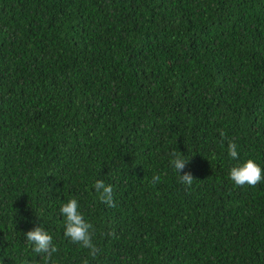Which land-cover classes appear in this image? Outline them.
<instances>
[{"label": "trees", "instance_id": "1", "mask_svg": "<svg viewBox=\"0 0 264 264\" xmlns=\"http://www.w3.org/2000/svg\"><path fill=\"white\" fill-rule=\"evenodd\" d=\"M229 141L264 170V0H0V264H45L36 226L55 264H264V179L230 180Z\"/></svg>", "mask_w": 264, "mask_h": 264}, {"label": "clouds", "instance_id": "2", "mask_svg": "<svg viewBox=\"0 0 264 264\" xmlns=\"http://www.w3.org/2000/svg\"><path fill=\"white\" fill-rule=\"evenodd\" d=\"M223 136L224 134L221 133ZM227 154L233 160L238 161L228 171V176L231 181L238 187L248 185L255 187L264 179V170L255 163L252 159H247L239 162L237 145L234 141H229L227 145ZM169 164L175 169L178 174L179 182L191 186L194 177L190 172H185L187 158H184L181 152L173 150L169 154ZM182 173V174H181ZM161 177L157 174L152 178V183H158ZM95 191L99 194V200L107 207H116L113 198V187L110 184H105L104 180L97 179L94 184ZM79 204L75 198H69L67 202H62L59 207L60 214L64 217L63 235L72 243L79 244L83 248L90 250V254L95 256L99 251L93 243L94 227L93 224L86 221L83 214L78 210ZM109 236H114V232L108 233ZM24 237L29 245L32 246V251L38 255H42L45 264H55L52 261V256L58 251L53 244V238L41 226H36L24 233ZM83 264H88L87 260Z\"/></svg>", "mask_w": 264, "mask_h": 264}]
</instances>
